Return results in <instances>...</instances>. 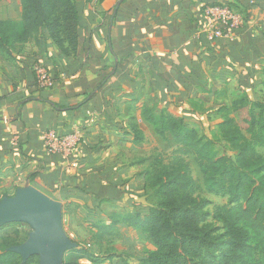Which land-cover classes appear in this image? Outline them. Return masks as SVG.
I'll list each match as a JSON object with an SVG mask.
<instances>
[{"label":"crops","instance_id":"obj_1","mask_svg":"<svg viewBox=\"0 0 264 264\" xmlns=\"http://www.w3.org/2000/svg\"><path fill=\"white\" fill-rule=\"evenodd\" d=\"M117 1L75 0L73 56L45 33L0 52V192L32 186L60 202L74 242L93 241L86 243L92 252L106 257L96 264H139L154 249L144 231L117 224L111 234L78 232L68 214L73 209L85 225L97 224L154 205L147 177L160 136L142 109L167 108L199 133H216L219 109L240 91L252 97L264 81V0H220L235 8L240 24L231 39L212 40L200 32L206 0H122L113 14ZM20 11L19 0H0V20L17 21ZM36 64L54 78L52 88L36 86ZM131 124L143 134L138 144ZM46 130L78 132L80 139L64 157L45 149Z\"/></svg>","mask_w":264,"mask_h":264},{"label":"trees","instance_id":"obj_2","mask_svg":"<svg viewBox=\"0 0 264 264\" xmlns=\"http://www.w3.org/2000/svg\"><path fill=\"white\" fill-rule=\"evenodd\" d=\"M19 1V20H0V52H8L15 44L45 33L61 54H76L79 9L75 0ZM213 5H224L237 13L232 5L220 0H206L202 10ZM105 82L102 80L98 88ZM91 96L67 109L80 106ZM54 107L61 108L56 104ZM219 112L217 131L221 140L235 151L234 160L216 155L209 137L167 108L158 112L142 109L143 118L158 136L170 137L177 153L195 157L205 191L228 196L231 204L215 207L211 214L221 225L223 233L218 234L219 228L207 222L209 202L199 193L201 186L186 165L180 160L159 164L155 159L158 163L153 164L147 177L153 189L154 205L135 213L112 214L105 223L96 224L97 230L104 234H111L117 224L144 231L154 249L146 250L139 264H260L255 256L259 251L264 252V176L261 175L264 157L256 149L264 146V81L254 88L252 98L240 91ZM129 133L133 144L142 142L143 134L135 124L130 125ZM21 224L11 222L0 227L3 246L0 264H32L34 256L22 263L18 254L6 250L18 243V230L12 227ZM76 244V248L65 254L67 260L62 264H86L79 261L81 258L96 264L106 258L91 252L87 244Z\"/></svg>","mask_w":264,"mask_h":264},{"label":"water","instance_id":"obj_3","mask_svg":"<svg viewBox=\"0 0 264 264\" xmlns=\"http://www.w3.org/2000/svg\"><path fill=\"white\" fill-rule=\"evenodd\" d=\"M121 1L114 5L113 14ZM11 222L26 223L31 228L25 241L6 249L18 254L22 263L37 256L38 264H62L64 252L77 246L64 232L60 202L32 186L17 188L0 199V227Z\"/></svg>","mask_w":264,"mask_h":264},{"label":"rangeland","instance_id":"obj_4","mask_svg":"<svg viewBox=\"0 0 264 264\" xmlns=\"http://www.w3.org/2000/svg\"><path fill=\"white\" fill-rule=\"evenodd\" d=\"M41 89V88H40ZM253 97V95H251ZM251 97V98H252ZM200 133H203L207 136L210 137V140L213 143V151L216 155H223V156H227L229 158H231L232 160L235 159L234 155H235V151L231 150L225 143L223 140H221L220 135L218 133V131L215 133L214 131H200ZM153 139H150L148 142L149 144L152 143ZM156 142V140L154 141ZM150 145H146L145 147L147 148ZM177 146L176 144L171 140L170 137L167 138H162L159 137L156 146H154L153 152L151 154V158L154 157L155 159H157V161L162 164H169V163H173L174 160H180L183 162V164L186 165L190 175L193 177V179H195L197 181V183H199V185L201 186V189L199 191V193L204 196L207 200H208V205H207V210L209 211L210 215L207 218V222L211 223L212 225L216 226L219 228V230L217 231L218 234L223 233V231L220 229L221 225L219 223H217L216 221H214L211 218V214L214 210L215 207H220V206H229L231 204L229 197L228 196H223V195H217V194H212V193H208L205 191V187L203 184V179H202V175L198 169V163L195 159V157L192 154H179L177 153L176 150ZM257 152L264 157V146L262 147H257ZM157 161H155L156 163H158ZM261 175L264 176V171L261 173ZM1 193V192H0ZM3 193L0 194V197L2 196ZM3 197V196H2ZM74 213V214H73ZM83 214V212H79V214ZM95 213H98L95 211ZM62 214V213H61ZM78 214V215H79ZM90 214L95 215L94 213L90 212ZM73 215V216H72ZM77 212H75L73 209L70 210V213L68 214V216H71V226H74L76 228V231L78 232H93L92 229L93 227L96 228V221L94 222V220L92 222H89V224L85 225V222H83L82 218L84 217V215L82 216H78L76 217ZM67 216V217H68ZM96 217H101V214H97ZM82 220V223H81ZM101 222V220L98 221V223ZM94 225V226H93ZM18 230V234H19V239L17 240L18 243L20 244L23 241L26 240L28 233L31 231V228L29 225H27L26 223H22L21 225H14L12 227V230ZM63 229L64 232L66 233V235L68 237H70V239L72 241H74V234L72 233V231L69 229V223L68 220L67 222H64L63 225ZM72 237V238H71ZM93 241L87 242H80V243H89L92 244ZM76 243V242H75ZM16 245V244H14ZM12 246V245H10ZM2 239L0 238V249L2 248ZM9 247V246H8ZM7 247V248H8ZM6 248V249H7ZM91 248V247H90ZM70 252L66 251L63 254L62 257V262L65 260H67L66 255ZM92 252V251H91ZM255 258L257 259V261L260 264H264V252H257ZM32 264H38V257L34 256L33 257V262ZM86 264H90V262L88 261V263Z\"/></svg>","mask_w":264,"mask_h":264},{"label":"built area","instance_id":"obj_5","mask_svg":"<svg viewBox=\"0 0 264 264\" xmlns=\"http://www.w3.org/2000/svg\"><path fill=\"white\" fill-rule=\"evenodd\" d=\"M204 24L200 32L209 40L214 38L231 39L234 30L240 24V16L235 11L224 5L206 6L203 10ZM35 83L38 88L49 89L54 85V78L41 65L34 66ZM80 139L78 132L57 134L53 130L42 133V141L49 153L69 156Z\"/></svg>","mask_w":264,"mask_h":264}]
</instances>
